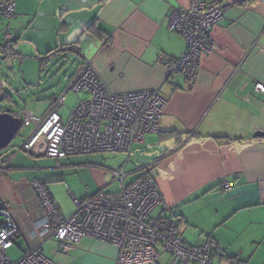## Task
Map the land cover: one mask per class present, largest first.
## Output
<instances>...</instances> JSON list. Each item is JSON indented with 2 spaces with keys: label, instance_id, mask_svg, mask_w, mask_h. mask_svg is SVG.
<instances>
[{
  "label": "crops",
  "instance_id": "obj_1",
  "mask_svg": "<svg viewBox=\"0 0 264 264\" xmlns=\"http://www.w3.org/2000/svg\"><path fill=\"white\" fill-rule=\"evenodd\" d=\"M190 1L14 0V16H0V42L8 31L7 59L20 57L19 48L29 42L39 62L49 51L75 48L73 74L88 60L111 93L159 89L165 100L159 131L138 144L163 149L126 170L133 178L150 172L161 197L157 212L175 218L186 243L215 242L210 264H264V136H254L264 131L263 95L254 90V82L264 84V0H227L224 18L210 29L213 50L201 55L196 81L183 89L182 76L169 75L161 58L183 53L184 38L167 23ZM172 130L188 133L181 145L166 133ZM18 150L0 154V204L9 203L22 251L38 244L26 234L40 212L31 182L44 185L52 199L50 185L67 179L75 190L69 196L77 199L116 190L106 171L112 167L99 156L120 153L56 159ZM79 182L84 186L76 187ZM224 182L229 188L221 190ZM55 205L65 217L74 210L65 202ZM41 249L57 264H116L117 248L91 237L66 252L51 237ZM156 263L168 264V254H159Z\"/></svg>",
  "mask_w": 264,
  "mask_h": 264
},
{
  "label": "built area",
  "instance_id": "obj_2",
  "mask_svg": "<svg viewBox=\"0 0 264 264\" xmlns=\"http://www.w3.org/2000/svg\"><path fill=\"white\" fill-rule=\"evenodd\" d=\"M227 0H191L187 7L171 12L167 27L180 34L186 43L179 56H162L169 75L183 78V89L196 81L200 57L213 50L211 27L224 18ZM0 16H14V0H0ZM11 34L6 31L0 42V54L11 50ZM254 90L263 95L264 84L254 82ZM85 92L67 119L57 113L65 94ZM165 105L159 89L111 93L90 61L84 60L71 77L66 91L59 95L41 116L23 112L21 126H32L18 147L24 151L56 159L75 154L116 152L126 155L125 163L106 169L116 190L96 191L84 199L71 195L74 210L63 216L45 186L31 182L40 201L39 215L26 232L38 244L20 250L16 260L7 251L16 246L19 229L7 201L0 204V264H57L47 257L41 243L54 238L57 249L66 252L84 237L110 243L117 248L116 264H157L159 254L169 256L168 264H210L215 242L206 238L195 244L186 243L177 231L174 217L164 212L152 214L161 197L154 178L146 169L130 181L126 163L133 145L147 133H157ZM221 190L229 188L224 182Z\"/></svg>",
  "mask_w": 264,
  "mask_h": 264
},
{
  "label": "rangeland",
  "instance_id": "obj_3",
  "mask_svg": "<svg viewBox=\"0 0 264 264\" xmlns=\"http://www.w3.org/2000/svg\"><path fill=\"white\" fill-rule=\"evenodd\" d=\"M3 21L4 24L2 25L6 29V24L8 23L7 18L3 19ZM19 50H21V55L18 58L9 57L10 59H6L0 56V94L5 96L0 100V111H9L21 120L23 118V112L26 110L31 111L36 116L43 115L51 107L54 100L66 91L70 77L77 67L79 58L76 54L59 51L57 54L51 55L48 61L40 65L39 56L33 52L29 42H27V45L23 44ZM86 97H88V94L85 92L74 94L72 91H67L65 94V102L62 106L57 107V113L64 120L67 119L70 111L77 104L78 98L84 99ZM31 130L32 126L21 127L10 144L0 150V154L5 156L8 152H16L22 140L28 136ZM158 145L154 144L150 148L149 146L135 143L126 163V169L136 170L148 163L156 151L163 149L162 145H159V147ZM75 155H81L82 157L84 154ZM99 157H103L102 159L112 168H115L120 160L122 164L126 161V155L123 153L117 154V158L114 159L111 153H103ZM134 175L128 176L126 181H130ZM76 181L77 179H74V182ZM60 183L63 185H58ZM71 184L67 179L61 182H54L55 186L50 185L55 204L65 202L68 205L72 204L74 206L68 192L69 190L72 192L75 191ZM83 186L80 182L76 184V187ZM157 211V208L154 209L152 214H155ZM15 243L21 247L14 246L7 251L8 256L14 260L20 257V250L22 251L24 248L21 241L18 240Z\"/></svg>",
  "mask_w": 264,
  "mask_h": 264
},
{
  "label": "water",
  "instance_id": "obj_4",
  "mask_svg": "<svg viewBox=\"0 0 264 264\" xmlns=\"http://www.w3.org/2000/svg\"><path fill=\"white\" fill-rule=\"evenodd\" d=\"M20 128L21 120L17 116L8 111L0 112V150L8 146ZM254 136L262 137L264 131L257 130Z\"/></svg>",
  "mask_w": 264,
  "mask_h": 264
},
{
  "label": "trees",
  "instance_id": "obj_5",
  "mask_svg": "<svg viewBox=\"0 0 264 264\" xmlns=\"http://www.w3.org/2000/svg\"><path fill=\"white\" fill-rule=\"evenodd\" d=\"M59 51H62V52H64V51H70L71 53H73V52H75L76 51V49L75 48H69V47H67V49L66 50H54L53 52H51V51H49V52H47V54L43 57V58H41V60H40V65H42L44 62H46V61H48V59H49V57H50V55L51 54H55V53H57V52H59ZM11 53V50H9L8 52H7V54H5V55H3V54H0V56L2 57V58H6L7 59V56L9 55ZM1 98H0V100L2 99V97H5L3 94H1V96H0ZM9 112V111H8ZM11 113V112H10ZM13 114V113H12ZM14 115V114H13ZM14 116H16V115H14ZM167 134H170V135H175L176 137H177V145L179 146V145H181L182 143H183V141H184V139H185V137L187 136V134L188 133H186V132H177V131H175V130H172V131H169V132H166ZM181 136H183L182 138H181ZM197 137V136H196ZM227 139H230V138H227ZM216 250V246H214V248H213V250H212V255L214 254V251Z\"/></svg>",
  "mask_w": 264,
  "mask_h": 264
}]
</instances>
